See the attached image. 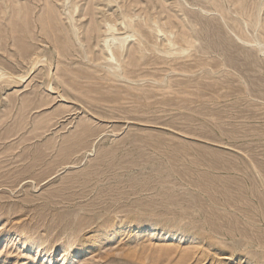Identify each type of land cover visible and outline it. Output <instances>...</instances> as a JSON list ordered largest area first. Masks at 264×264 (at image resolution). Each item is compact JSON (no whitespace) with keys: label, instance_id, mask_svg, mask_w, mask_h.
I'll list each match as a JSON object with an SVG mask.
<instances>
[{"label":"rangeland","instance_id":"obj_1","mask_svg":"<svg viewBox=\"0 0 264 264\" xmlns=\"http://www.w3.org/2000/svg\"><path fill=\"white\" fill-rule=\"evenodd\" d=\"M1 70L0 264H264V0H0Z\"/></svg>","mask_w":264,"mask_h":264},{"label":"bare ground","instance_id":"obj_2","mask_svg":"<svg viewBox=\"0 0 264 264\" xmlns=\"http://www.w3.org/2000/svg\"><path fill=\"white\" fill-rule=\"evenodd\" d=\"M31 1V0H30ZM78 3V2H77ZM98 4V3H97ZM96 4V5H97ZM7 7H8V5H6ZM26 10L27 9H24V7H21V6H19L17 9H16V14L17 15H21V11H22V17H23V20L25 21V23H26V21H27V19H26ZM99 15V14H98ZM141 17V16H140ZM125 18V17H124ZM99 19V18H98ZM120 19V18H119ZM42 20V19H41ZM121 20V19H120ZM153 20H155V19H153ZM162 20V19H161ZM102 26H100L99 28H98V26H96L95 28L96 29H99V31L101 32V34H102V36H104V34L106 35V33L108 34V36H110V38L108 39V38H103V42H102V44L100 45L99 44V53H100V58H102V59H104V60H106L107 62L108 61H112V60H114V61H119V62H122L123 60H124V58H125V56L123 57V58H121L122 57V54H123V45H124V42L126 43V40H127V38H129V37H132V36H134L133 34L132 35H130L129 37H123L122 39H118V38H116L115 37V30H117L118 29V27H116V24H117V22L115 21V19H113V18H111L110 16H108V15H103V18H102ZM119 24V23H118ZM154 24V23H153ZM26 25H27V23H26ZM39 26V25H38ZM118 26V25H117ZM104 27V28H103ZM116 27V28H115ZM155 27V26H154ZM121 31V30H120ZM123 31V30H122ZM38 32V31H37ZM160 32V31H159ZM125 33H126V31H125ZM125 33H123V34H125ZM129 33V32H128ZM100 34V35H101ZM120 35H121V33H119ZM122 34V35H123ZM159 34V33H158ZM117 36H118V34H117ZM45 37V36H44ZM57 38V37H56ZM119 40V41H118ZM101 41H102V39H101ZM131 41V40H130ZM115 42H117V44H119V45H115V47H113L112 46V44H114ZM49 43V42H48ZM80 43H81V40H80ZM82 44V43H81ZM168 48V47H167ZM172 48V47H171ZM140 51H141V49L137 46L136 47V49L133 51L134 53H140ZM36 52V51H35ZM56 52V51H55ZM93 50L90 52H88V54H91L92 56L89 58V59H94V60H96V59H98L99 57H95L94 55H93ZM164 52H166V50L164 51ZM84 53L85 54H87V50L86 49H84ZM36 54V53H35ZM170 54H172V53H170ZM45 56V55H44ZM42 57H43V55H42ZM69 57V56H68ZM28 59V58H27ZM40 59H41V57H37V56H35L34 57V59L32 60V66H33V68L35 67V65L36 64H38L39 62H40ZM22 60H23V58H22ZM46 62H48V60H46ZM49 63V62H48ZM32 68V69H33ZM2 71V70H1ZM0 71V77H2V76H7V77H10L11 76V74H8V73H6V72H1ZM29 71H31V70H29ZM28 72V71H27ZM27 75V74H26ZM26 75H24V76H18L19 78H20V80H23L25 77H26ZM49 75V74H48ZM17 77V78H18ZM48 77V76H47ZM58 78V77H57ZM50 79V78H49ZM60 79V78H59ZM48 81V83H50L49 82V80H47ZM46 86H48V84L46 85ZM48 88H50V90H53L54 88H53V86H52V84H49V86H48ZM54 91V90H53ZM65 98V97H64ZM256 174V173H255ZM261 184V183H260ZM262 186V185H261ZM219 205V204H218ZM26 240H27V238H26ZM23 245H25V244H23ZM71 246V245H70ZM68 253V252H67ZM67 257V256H66ZM68 260L69 259H67V258H65L64 256L61 258V261H62V263L63 264H67L68 263Z\"/></svg>","mask_w":264,"mask_h":264}]
</instances>
